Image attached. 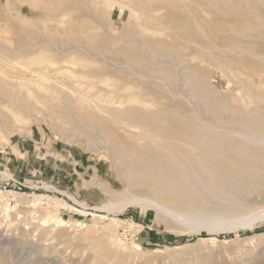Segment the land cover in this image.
I'll return each mask as SVG.
<instances>
[{
  "label": "rangeland",
  "instance_id": "374dc122",
  "mask_svg": "<svg viewBox=\"0 0 264 264\" xmlns=\"http://www.w3.org/2000/svg\"><path fill=\"white\" fill-rule=\"evenodd\" d=\"M66 1L76 5L78 18L88 17L92 19L98 26L97 31L114 40L116 45H124L123 42L132 44L136 40L138 55L141 54L139 47L143 42L139 38H134L133 30L135 27L144 24L145 26L142 27L147 29L149 38L178 42V40L188 38L190 29L195 32L203 30L206 34L205 36L199 34L198 40L203 39V42H207L208 38L213 39L215 37V39L220 37L233 41L235 39L236 42L245 47V44L247 47L249 44L250 48L256 47L255 51H258V55L264 56L263 29L249 28L251 31H248L249 29L246 27H244L245 29L242 27L234 29L225 25L226 27L223 26V29L220 28V30L217 29L219 25L213 27V24H210L211 21L214 24H224L226 21L239 25L237 24L241 22L239 19L242 20L240 10H237L238 13L235 9L222 14L217 11L214 17H212V13L208 14L207 20L210 23L208 22L209 24L205 27L202 25L203 19L206 17V10L214 8V4L209 0L201 2L197 0H106L105 4L103 1H99L103 9L97 19L95 13L84 10L83 7L86 5L83 6L80 0ZM258 1L260 3H257ZM258 1L249 0L248 9H253L250 11L251 15L253 14L252 17L257 15L264 21V0ZM55 4L58 5V0H0V58H3L0 59V68L12 72L20 78L23 77L22 71L25 73V69L20 63L24 61L18 59L12 50L23 47L22 54H26L34 49L30 48L31 43L28 40V35L21 30L20 22L25 18L30 19L29 23L34 27V37L40 42V31L47 32L57 21V17L52 12L53 8L57 6ZM260 5H263L262 8ZM111 8L115 10L112 20L109 16ZM215 15L220 17H215ZM173 16L180 19L181 23L172 26ZM48 17L51 19L49 20ZM54 17L56 18L54 19ZM197 24L201 29L197 28ZM42 25L41 30L38 27ZM99 26L102 27L99 28ZM257 31L262 32L257 33ZM175 34L176 36L180 35L179 38L175 37ZM260 35L261 37H259ZM16 37L18 38L16 39ZM241 37L245 39H241ZM20 41L22 42L20 43ZM3 44H6V47ZM59 44L62 43L59 42ZM28 47L29 49H27ZM35 51H39L37 53L45 54L54 60L61 57L57 48L47 44ZM185 52L192 54L193 57L194 54L197 55L201 51L196 46H189ZM219 56L222 58L230 57V55H226V57L222 53ZM235 56L237 54L232 57ZM192 57L189 58L190 62ZM239 58L257 70L262 69L264 74V61L259 56L254 58V56L244 54ZM75 59L74 61L78 65L74 68L81 69L83 64L93 62L94 70L105 69L107 74L105 77L111 81L112 87L116 83L123 85L126 81L135 79L130 72L121 73L120 67L112 66L110 63L113 61L117 65H122L125 60L120 54L110 56L108 61L101 57L90 61L83 51H79L75 54ZM148 65L149 69L156 68L152 64ZM257 65H260V68ZM59 66L73 65L63 63ZM208 66L210 65H203L206 69L209 68ZM234 69L243 73L253 85H259L264 80L263 77L257 75V72V74H252V70L248 72L250 69H245L239 64L234 65ZM209 73L214 88L218 91L215 93L208 90L209 98H227L240 94L238 89L240 85L237 86L235 80L223 77L220 72L215 70H210ZM25 77L28 80L31 79L32 82L38 79L37 75L31 73H27ZM100 79L93 78L92 80L100 81ZM134 82L145 89H149L152 93V95L140 97V100L147 102L149 108H162L166 115L177 113L174 116V118L176 117V124L174 123L173 126L175 131L180 130L179 124L182 119L194 120L192 108L206 119L211 118L205 114V109L198 102L190 105L183 100H172L161 88L153 84ZM177 84L182 83L179 80ZM97 86L107 91L111 88V86L107 87L102 84ZM112 98L108 94L96 91L87 94L78 93L76 101L84 102L87 105H85V110L79 111L80 108L76 110L69 108L65 113L62 110H57V108L50 110L43 107V103H36L40 107L38 112L22 115V119L19 121L13 119L8 111L3 112L6 110L0 106V120L2 121H0V264H264V218L255 222L252 227L231 226L221 230V232H213L198 227L193 230L191 229L193 227L175 223L165 215L158 214L156 209L144 208L140 205L130 204L123 210L114 211L103 208V205L107 204L112 197L101 185L106 183L111 189L120 192L127 188L128 180L125 176L127 174L125 168H116L113 163L110 147L103 144L105 142L103 135H100V131L93 127L92 120L88 121V118L92 119V115L96 113V110L93 109L95 101L107 107L119 106V103H113ZM155 99L158 101L161 99L160 103H157ZM53 103L56 105V101ZM254 107L259 109L262 107L261 110L264 111V104ZM167 110H169L168 113ZM58 113L61 116L67 117L66 115H68L71 117H68L71 121H67L70 122L67 127L62 125L63 128L56 120L60 116ZM76 113L81 117L75 116ZM84 117L87 119L85 120ZM56 121L58 123H55ZM68 126L73 128L70 129ZM76 133L77 135H75ZM87 140L94 141L95 146H90ZM101 145L103 146L101 147ZM147 193L146 189L133 191V195L137 196ZM35 197H38L41 203L34 210L30 204ZM251 202H255L264 210V194L261 197L251 198ZM66 203L72 205L73 208L65 205ZM7 207H11L12 210L10 220L4 219ZM214 208H216L215 202L207 198L205 200L194 198L183 201L179 206V209L183 211H207ZM48 215L53 216L50 221H47L49 220ZM104 215L107 217L103 218ZM59 218L63 219L66 225L58 229L56 225ZM110 218L122 220L121 225L112 232L106 231ZM45 221H47L46 224H44ZM137 244L143 249L138 250L135 247Z\"/></svg>",
  "mask_w": 264,
  "mask_h": 264
},
{
  "label": "bare ground",
  "instance_id": "6f19581e",
  "mask_svg": "<svg viewBox=\"0 0 264 264\" xmlns=\"http://www.w3.org/2000/svg\"><path fill=\"white\" fill-rule=\"evenodd\" d=\"M99 1L106 3V0H80L83 6L86 5L83 7L84 10L95 13V16L97 15L96 19L100 17L103 9ZM197 1L201 2L203 0ZM209 1L214 4V8L206 10L203 24L202 21L200 22L204 27L210 23L207 20L208 14L212 13V17H214L217 11L222 14L236 9V11H241L242 20L238 18L241 21L237 23L239 25L232 22L227 23L226 21L224 24H214L211 21L210 24H213V27L219 25L217 29H223V26L226 25L234 29L246 27L248 29L264 30L262 18L257 15L252 17L253 14L251 15L250 11H253V9H248L249 0ZM41 11L43 12V10ZM76 11L77 7L74 3L58 0V5L52 10L54 16L57 17V21L47 32L40 31V42L34 37V27L29 23L30 19L25 18L26 20L20 22L21 30L28 35V40L31 43L30 48L39 50L42 45L47 44L57 48L61 53V57L54 60L45 54L37 53L39 51L34 52V50L22 54L23 47L12 50L13 54L18 56V59L24 61L20 64L25 69V73L22 71L23 77L20 78L14 73L0 68V106H3L6 110L3 112L8 111L13 119L19 121L22 119V115L38 112L40 107L36 103H43V107L50 110L57 108V110H62L64 113L69 108L74 110L80 108V111L85 110L86 104L76 101L78 93L84 92L87 94L96 91L108 94L113 97V103H119V106L107 107L94 100L95 107L93 109L96 110V113L92 115V119L89 117L88 121L92 120L93 127H96L97 131H100V135H103L105 138L103 144L110 147L113 163L116 168H125L127 174L124 175L128 180L127 188L120 192L111 189L106 183L101 185L112 197L107 204L103 205V208L114 211L123 210L130 204L140 205L144 208L156 209L158 214L165 215L175 223H181L190 228L193 227L191 228L193 230L198 227L213 232H221V230L231 226L252 227L255 222L263 220L264 210L255 202L252 203L251 198L261 197L264 194V111L261 110L262 107L261 109L254 107L255 105L264 104V80L259 85H253L243 73L234 69V65L239 64L245 69H250L248 72L252 70V74L258 73L259 77L264 78L262 69L257 70L248 62L239 58V56L248 54L254 56V58L259 56L264 61V56L258 55V51H255L256 47L250 48L249 44V48L247 44H245V47L236 42L234 38L233 41L220 37L215 39V37L213 39L208 38L207 42H203L202 38V40H198L197 37L199 34L205 36L206 33L203 30L195 32L192 29L189 30V33L187 32L189 34L188 38H180L181 42L178 40L179 43L167 39L149 38L146 32L147 29L145 30L142 27L143 24L142 26H134L135 31L133 30L134 38H139L143 42L139 47L142 55L140 53L138 55L136 40L132 44L123 42L124 45L118 46L114 40L97 31L98 26L92 19L88 17L80 19L76 16ZM114 11V8H111L110 20L113 19ZM215 17L219 18L220 16L215 15ZM48 18L51 19V17ZM226 20L228 19L226 18ZM171 23L172 26H176L181 23V20L174 17ZM41 27L43 28V25L38 28L41 29ZM101 27L99 26V28ZM197 28H199L198 24ZM248 31H251V29ZM181 33L184 36L182 31ZM217 33L220 34V32ZM245 33L247 32L245 31ZM174 36L179 38L180 35L176 36L175 34ZM59 42L62 44L60 45ZM3 45L6 47V44ZM23 46L25 45L23 44ZM189 46H196L201 52L197 55L194 54L192 57V54L185 52ZM79 51H83L90 61L97 60L99 57L108 61L110 56L120 54L125 60H123L122 65H117L113 61L110 63L112 66L120 67L121 73L130 72L135 79L128 80L123 85L116 83L112 87L111 81L105 77L107 76L106 70H94L93 62L83 64L81 69L74 68L78 65L74 60H76L75 54ZM220 53L225 54V56L230 55V57L222 58L219 56ZM235 54L237 56L232 57ZM190 57H192L191 62ZM10 63L12 62L10 61ZM63 63H71L73 66H59ZM148 64H152L156 68L149 69ZM206 64L210 65L208 69L203 67ZM261 68L263 67L261 66ZM210 70H215L220 72L221 76L235 80L237 86L240 85L238 88L240 94L227 98H209L208 90L218 93L211 81ZM27 73L37 75L38 79L34 82L31 79H26ZM93 78L101 79L100 81H93ZM179 80L182 83L180 85L177 84ZM134 81L153 84L161 88L172 100H183L190 105L198 102L205 109V114L211 118L206 119L192 108L194 120L185 118L182 121L180 120V130L175 131L173 126L176 117L174 118V116L177 113L166 115L162 108H149L147 102L140 100V97L152 95V93L149 89L135 84ZM98 84L111 86V88L108 91L100 89L97 86ZM53 101H56V105ZM155 101L160 103L156 99ZM168 112L169 110H167ZM59 115L56 120L59 121L61 126L66 125L67 127L70 123L67 121H71L68 119L69 116ZM75 116L81 117L77 113ZM84 118L87 119V117ZM58 121L55 123H58ZM62 129L61 131H63ZM65 137L67 138V136ZM87 143L90 146H95L94 141L87 140ZM136 189H146L148 193L140 196L133 195V191ZM194 198L211 199L215 202L216 208L207 211H183L179 209L183 201ZM40 203L39 198L35 197L30 205L35 210ZM81 204L84 205V203ZM65 205L73 208L72 205L67 203ZM11 211V207L5 209L4 219L10 220ZM50 215H48L49 220L47 221L53 218ZM105 217L107 216L104 215L103 218ZM121 223L122 220L119 218H110L106 231H114ZM64 225H66L65 221L59 218L56 227L59 229ZM44 227L47 226L44 225ZM135 247L138 250L143 249L138 244Z\"/></svg>",
  "mask_w": 264,
  "mask_h": 264
},
{
  "label": "built area",
  "instance_id": "2783aa9c",
  "mask_svg": "<svg viewBox=\"0 0 264 264\" xmlns=\"http://www.w3.org/2000/svg\"><path fill=\"white\" fill-rule=\"evenodd\" d=\"M15 182H17V181H15ZM17 183L21 185V183H19V182H17Z\"/></svg>",
  "mask_w": 264,
  "mask_h": 264
}]
</instances>
